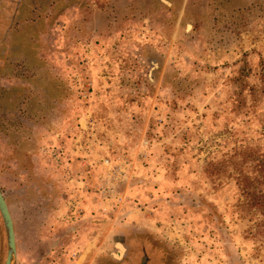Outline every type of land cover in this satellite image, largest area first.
Returning a JSON list of instances; mask_svg holds the SVG:
<instances>
[{
  "label": "rangeland",
  "instance_id": "1",
  "mask_svg": "<svg viewBox=\"0 0 264 264\" xmlns=\"http://www.w3.org/2000/svg\"><path fill=\"white\" fill-rule=\"evenodd\" d=\"M166 1L0 0L14 264H264V0Z\"/></svg>",
  "mask_w": 264,
  "mask_h": 264
},
{
  "label": "trees",
  "instance_id": "2",
  "mask_svg": "<svg viewBox=\"0 0 264 264\" xmlns=\"http://www.w3.org/2000/svg\"><path fill=\"white\" fill-rule=\"evenodd\" d=\"M252 184H254V188L247 191L245 196L247 197V203L258 211L260 225L264 227V159L261 160L259 174L252 179ZM129 240L131 244L127 245L126 255L120 261H109V264H149L151 250L153 249L159 252L161 264H168V256L161 251L160 247L152 246L145 236L136 234Z\"/></svg>",
  "mask_w": 264,
  "mask_h": 264
},
{
  "label": "water",
  "instance_id": "3",
  "mask_svg": "<svg viewBox=\"0 0 264 264\" xmlns=\"http://www.w3.org/2000/svg\"><path fill=\"white\" fill-rule=\"evenodd\" d=\"M162 1L167 2L166 0H162ZM0 214L5 228L6 244H7L4 264H14L17 257L16 234L8 205L1 190H0ZM116 246L117 249L119 248V250H121V248L122 249L124 248L122 253L120 252H119L120 254L114 253V256L116 258L121 259L126 252V247L121 242H116Z\"/></svg>",
  "mask_w": 264,
  "mask_h": 264
},
{
  "label": "crops",
  "instance_id": "4",
  "mask_svg": "<svg viewBox=\"0 0 264 264\" xmlns=\"http://www.w3.org/2000/svg\"><path fill=\"white\" fill-rule=\"evenodd\" d=\"M16 249L18 251V248H17V242H16ZM67 247L64 248V250H62V254H64V258H66V255H68V253H71L73 252V250H71V248L69 247V251L67 252ZM127 250V249H126ZM18 254V252H17ZM122 259V258H121ZM65 264H78V261L76 259H73L72 261H64Z\"/></svg>",
  "mask_w": 264,
  "mask_h": 264
},
{
  "label": "bare ground",
  "instance_id": "5",
  "mask_svg": "<svg viewBox=\"0 0 264 264\" xmlns=\"http://www.w3.org/2000/svg\"><path fill=\"white\" fill-rule=\"evenodd\" d=\"M123 250H124V248L122 249L121 248V250H119V248H118V252H117V254H120V253H122L123 252ZM120 252V253H119Z\"/></svg>",
  "mask_w": 264,
  "mask_h": 264
}]
</instances>
